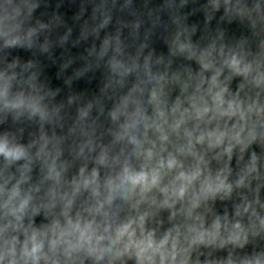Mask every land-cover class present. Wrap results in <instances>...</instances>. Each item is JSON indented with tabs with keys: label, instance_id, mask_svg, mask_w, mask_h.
I'll return each instance as SVG.
<instances>
[{
	"label": "clouds",
	"instance_id": "1",
	"mask_svg": "<svg viewBox=\"0 0 264 264\" xmlns=\"http://www.w3.org/2000/svg\"><path fill=\"white\" fill-rule=\"evenodd\" d=\"M0 264H264V0H0Z\"/></svg>",
	"mask_w": 264,
	"mask_h": 264
}]
</instances>
